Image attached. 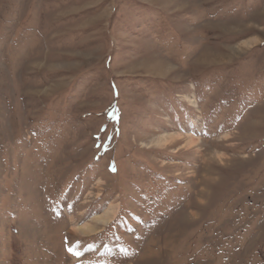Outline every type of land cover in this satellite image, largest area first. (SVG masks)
<instances>
[{
    "label": "rangeland",
    "instance_id": "obj_1",
    "mask_svg": "<svg viewBox=\"0 0 264 264\" xmlns=\"http://www.w3.org/2000/svg\"><path fill=\"white\" fill-rule=\"evenodd\" d=\"M0 264H264V0H0Z\"/></svg>",
    "mask_w": 264,
    "mask_h": 264
},
{
    "label": "bare ground",
    "instance_id": "obj_2",
    "mask_svg": "<svg viewBox=\"0 0 264 264\" xmlns=\"http://www.w3.org/2000/svg\"><path fill=\"white\" fill-rule=\"evenodd\" d=\"M253 39H248V40L243 41L237 49L240 50V48L242 46H250L253 43H256V41H254ZM191 102H192V104L196 105L195 100H192ZM168 136H172L171 137L172 139H174V138H186L188 141V143H187L188 145L187 144L186 145L190 146V147H196L202 141L200 137H195L192 134L187 135V136H183L182 134H171ZM225 136H226L225 139H229L232 137V135H229V134H226ZM229 159H230V157H229ZM101 181L102 180L99 179L96 182V185L100 186L102 184ZM88 194L91 195L92 192L89 191ZM119 210H120V204L118 202H111L109 204V206L106 207V209L102 213L95 215L92 220H90L89 222H87L85 224H78L75 217L70 216V221H71L70 231H72L73 233H78V234H93V233H96L98 231H101L105 226H107L111 221H113L117 217Z\"/></svg>",
    "mask_w": 264,
    "mask_h": 264
}]
</instances>
